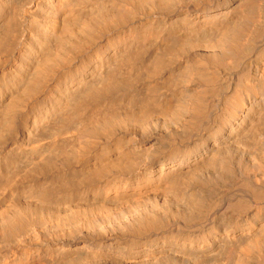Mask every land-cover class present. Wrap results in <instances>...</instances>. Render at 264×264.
Masks as SVG:
<instances>
[{
  "label": "bare ground",
  "instance_id": "obj_1",
  "mask_svg": "<svg viewBox=\"0 0 264 264\" xmlns=\"http://www.w3.org/2000/svg\"><path fill=\"white\" fill-rule=\"evenodd\" d=\"M0 264H264V0H0Z\"/></svg>",
  "mask_w": 264,
  "mask_h": 264
}]
</instances>
